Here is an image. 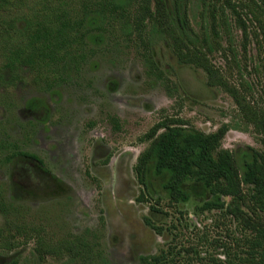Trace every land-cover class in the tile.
Here are the masks:
<instances>
[{
	"label": "rangeland",
	"instance_id": "obj_1",
	"mask_svg": "<svg viewBox=\"0 0 264 264\" xmlns=\"http://www.w3.org/2000/svg\"><path fill=\"white\" fill-rule=\"evenodd\" d=\"M215 3L208 12L203 0H192V41L181 38L177 51L156 30L146 44L114 31L96 0L0 4V21L9 25L0 30V264H138L172 240L173 226L180 245L195 250L188 256L185 249L180 264H226L227 252L242 261L255 231L226 207L204 206L232 205L231 196L190 179V200L172 205L167 173L156 174L151 163L145 186L136 172L152 127L212 134L226 126L222 148L241 179L254 162L264 188V29L241 7ZM45 20L88 33L70 54L17 70L47 79L11 89L16 72L5 67L2 45ZM241 188L242 209L264 219V191L254 183Z\"/></svg>",
	"mask_w": 264,
	"mask_h": 264
},
{
	"label": "trees",
	"instance_id": "obj_2",
	"mask_svg": "<svg viewBox=\"0 0 264 264\" xmlns=\"http://www.w3.org/2000/svg\"><path fill=\"white\" fill-rule=\"evenodd\" d=\"M203 1L207 5L208 12L215 9L217 0ZM227 1L233 8L241 7L251 21L256 23L257 28L264 29V0ZM3 2L9 0H0V4ZM191 2L192 0H96L93 7L99 6V11L106 15L108 25L114 31L132 33L146 44L149 43V39L146 40L147 34L151 35L153 30H156L170 40L174 50L177 51L180 48L181 38L192 41L188 16ZM2 7L11 9L8 5ZM87 8L90 9L89 6ZM55 23L52 20L29 22L22 37L13 39L9 36L10 38L3 43L5 67L16 72L13 82L9 85L11 89L17 81L29 84L32 79L37 82L47 79L44 74L29 77L18 73L17 70L51 56L61 57L70 54L88 33L85 28L74 26L69 21ZM8 29L9 25L0 21V30L8 32ZM147 57L148 71L150 75H156L158 65L153 62L151 56ZM52 77L56 78L55 75ZM162 127H164L162 132H159V126H154L147 133V137L152 139L151 145L140 155L136 165L141 183L147 186V171L153 163L156 174L167 173L169 176L165 188L172 205L190 200L191 192L186 188V182L190 179L201 183L212 194L231 196L232 205L225 206L224 203L207 201L204 206L221 209L226 207L228 214L239 219L246 228L255 231V235L247 238L249 245L246 256L240 258V261L242 259L240 263L236 261L238 256L233 257L228 252L229 258L224 263L264 264V219L259 217L258 221V217L249 216L241 207V183H254L259 188L263 181V178L257 175L258 166L254 162L247 163L241 179L232 153L222 148V140L228 130L226 126L212 134L180 125L165 124ZM259 189L264 191V188ZM0 209L5 211L2 200H0ZM152 210L162 212L156 205H152ZM146 222L158 233L164 232V228L156 225L151 219L146 218ZM173 227L168 228L173 235L172 240L168 241L159 253L142 256L138 264H180L185 249L188 256L194 253L192 247L184 249V246L180 245L179 234ZM213 260L214 263L219 262L217 258Z\"/></svg>",
	"mask_w": 264,
	"mask_h": 264
}]
</instances>
